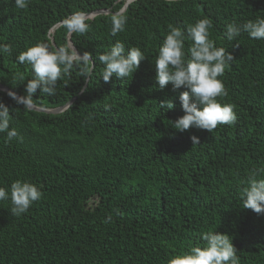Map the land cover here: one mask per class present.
Returning <instances> with one entry per match:
<instances>
[{
    "label": "trees",
    "instance_id": "obj_1",
    "mask_svg": "<svg viewBox=\"0 0 264 264\" xmlns=\"http://www.w3.org/2000/svg\"><path fill=\"white\" fill-rule=\"evenodd\" d=\"M125 2L30 0L18 9L0 0V43L12 46L0 54V85L25 94L32 73L16 56L38 41L89 52L94 64L90 81L74 68L54 95L34 94L29 108L0 90L10 127L23 137L8 143L0 133V187L22 179L43 193L20 217L0 202V264H165L213 229L230 236L240 264H264V215L244 208L239 195L248 174L264 168V40L225 38L228 23L264 16V0H136L123 9L126 30L112 36L109 17ZM98 10L108 13L95 14L84 35L60 26L72 12ZM205 17L210 38L234 57L219 77L228 95L217 99L233 105L237 120L180 132L169 121L183 115L184 89L160 90L151 61L169 24L183 30ZM116 40L147 57L131 79L105 83L96 55ZM169 99L174 107L160 110Z\"/></svg>",
    "mask_w": 264,
    "mask_h": 264
},
{
    "label": "clouds",
    "instance_id": "obj_2",
    "mask_svg": "<svg viewBox=\"0 0 264 264\" xmlns=\"http://www.w3.org/2000/svg\"><path fill=\"white\" fill-rule=\"evenodd\" d=\"M135 2L136 0H126L125 7ZM13 3L16 8L25 9L30 0H13ZM91 19L90 14L75 11L59 23L68 34L84 35L91 28ZM127 22L128 17L123 9L111 14V35L124 32ZM212 27V21L207 17L197 19L183 30L180 26L169 24L162 43L158 45L155 60L151 61L155 69L156 85L160 90L169 83L173 90L184 89L179 93L183 115L169 121L180 132L189 128L212 132L218 125H233L237 120L233 105L217 99L228 95L219 77L224 75L234 57L210 38ZM242 32L247 33L251 39L264 40V16L244 23H228L225 38L228 41L236 40ZM11 53L10 44L0 43V54ZM146 57L145 52L138 46L126 48L125 43L116 40L106 51L96 55V60L103 65L99 77L105 83L113 76L121 81L129 80ZM16 60L30 66L32 78L24 82V95H18L10 89L5 90V94L24 108L31 106L32 98L37 92L54 95L58 80L71 76L74 68L78 69L80 77L88 78L89 81L93 78L92 54L86 51L81 54L75 47L68 45L53 48L45 41H38L20 51ZM81 91L86 92L87 87ZM173 107L170 99L159 102L160 110ZM9 112V107L0 101V133L5 134V142L10 143L14 139L22 141L23 137L17 128L10 127L12 116ZM191 142L192 145L200 143L199 138L194 135ZM242 184L245 186L239 195L243 207L264 215V168L253 169ZM42 195L39 187L22 179L14 180L8 187H0V202H10L8 209L14 217L27 213L30 206L40 200ZM103 222L112 223V215L106 216ZM200 237L202 243L174 252L169 255L165 264H240V257L229 235L213 229L201 232Z\"/></svg>",
    "mask_w": 264,
    "mask_h": 264
},
{
    "label": "water",
    "instance_id": "obj_3",
    "mask_svg": "<svg viewBox=\"0 0 264 264\" xmlns=\"http://www.w3.org/2000/svg\"><path fill=\"white\" fill-rule=\"evenodd\" d=\"M125 5H126V2H125V4H124V6H123L122 9L125 8ZM100 12L108 13V10H98V11H95V12H93L92 14H90V16L93 17L95 14L100 13ZM0 90L5 91V90H8V89H6V88L3 87L2 85H0ZM75 99H76V97H74V98H73L72 100H70L66 105H64L63 107L58 108L57 110H59V111L63 110V109L66 108L69 104H71ZM30 107H32V106H30Z\"/></svg>",
    "mask_w": 264,
    "mask_h": 264
},
{
    "label": "rangeland",
    "instance_id": "obj_4",
    "mask_svg": "<svg viewBox=\"0 0 264 264\" xmlns=\"http://www.w3.org/2000/svg\"><path fill=\"white\" fill-rule=\"evenodd\" d=\"M94 202H95V199H91V200L89 201V205L92 206V205L94 204Z\"/></svg>",
    "mask_w": 264,
    "mask_h": 264
}]
</instances>
